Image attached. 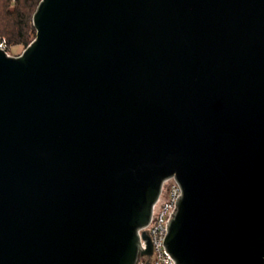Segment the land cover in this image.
<instances>
[{
    "label": "water",
    "instance_id": "water-1",
    "mask_svg": "<svg viewBox=\"0 0 264 264\" xmlns=\"http://www.w3.org/2000/svg\"><path fill=\"white\" fill-rule=\"evenodd\" d=\"M32 22L22 54L0 42V264L150 258L170 177L176 264H264V0H41Z\"/></svg>",
    "mask_w": 264,
    "mask_h": 264
},
{
    "label": "built area",
    "instance_id": "built-area-1",
    "mask_svg": "<svg viewBox=\"0 0 264 264\" xmlns=\"http://www.w3.org/2000/svg\"><path fill=\"white\" fill-rule=\"evenodd\" d=\"M1 47L5 49L3 43ZM6 50V49H5ZM181 194V188L175 177H170L163 182L161 194L153 207L151 221L148 226L139 230V234L145 231L152 241L153 252L150 258L139 257L136 264H176L171 255L166 251L163 244L168 232L167 224L170 223V216L176 207L177 197ZM141 246L146 248V242L141 238Z\"/></svg>",
    "mask_w": 264,
    "mask_h": 264
},
{
    "label": "trees",
    "instance_id": "trees-1",
    "mask_svg": "<svg viewBox=\"0 0 264 264\" xmlns=\"http://www.w3.org/2000/svg\"><path fill=\"white\" fill-rule=\"evenodd\" d=\"M41 0H0V42L27 47L36 37L32 22ZM8 51V49H7Z\"/></svg>",
    "mask_w": 264,
    "mask_h": 264
},
{
    "label": "rangeland",
    "instance_id": "rangeland-1",
    "mask_svg": "<svg viewBox=\"0 0 264 264\" xmlns=\"http://www.w3.org/2000/svg\"><path fill=\"white\" fill-rule=\"evenodd\" d=\"M25 46H23V45H16V46H11V47H8L7 49H8V51H7V49H6V51H7V53L9 54V55H11V56H18V55H20V54H22L23 53V51L25 50Z\"/></svg>",
    "mask_w": 264,
    "mask_h": 264
}]
</instances>
